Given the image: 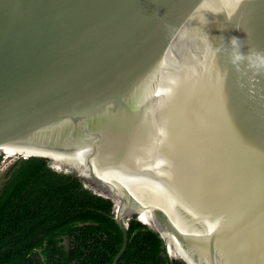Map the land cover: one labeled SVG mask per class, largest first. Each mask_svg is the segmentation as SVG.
I'll use <instances>...</instances> for the list:
<instances>
[{
    "label": "water",
    "instance_id": "95a60500",
    "mask_svg": "<svg viewBox=\"0 0 264 264\" xmlns=\"http://www.w3.org/2000/svg\"><path fill=\"white\" fill-rule=\"evenodd\" d=\"M1 157L112 202L113 264L147 224L108 164L168 196L171 261L264 264V0H0Z\"/></svg>",
    "mask_w": 264,
    "mask_h": 264
},
{
    "label": "trees",
    "instance_id": "16d2710c",
    "mask_svg": "<svg viewBox=\"0 0 264 264\" xmlns=\"http://www.w3.org/2000/svg\"><path fill=\"white\" fill-rule=\"evenodd\" d=\"M54 169L58 172L47 159L30 158L13 160L6 171L0 188V264H113L123 233L112 202L85 189L65 169ZM128 236L118 264H182L171 261L159 233L135 217Z\"/></svg>",
    "mask_w": 264,
    "mask_h": 264
},
{
    "label": "bare ground",
    "instance_id": "6f19581e",
    "mask_svg": "<svg viewBox=\"0 0 264 264\" xmlns=\"http://www.w3.org/2000/svg\"><path fill=\"white\" fill-rule=\"evenodd\" d=\"M62 160L60 163H72L70 159L66 157H61ZM142 166V164H140ZM55 167L59 170L65 169L68 171L69 169L67 166H62L61 164H56ZM126 168L125 170L127 172H123V176H120V173L118 172L119 168H116L115 166H112V164H108L106 167V172L103 174V176L110 181L118 182L123 181L126 185V201H127V210L129 212L138 211L139 212V218L145 222L147 225H150L151 227H157V225L151 220V217L153 216V213H159L162 215L166 220L169 221L170 225L174 228V220L171 218V216L168 214V196L165 194H162L160 192H155L149 196L146 195L145 189L149 182H151L154 177L147 178V176H139V177H133L132 174H134L135 170L134 167L130 166L129 168L123 166ZM122 168V167H121ZM120 168V169H121ZM96 171V170H94ZM99 171L97 170L96 173ZM162 175V173H159ZM122 175V174H121ZM169 185V184H168ZM170 186V185H169ZM174 189V188H173ZM205 233H203V236ZM204 245V244H203ZM168 246L170 252L173 250L172 248V240L168 241ZM204 248H207V246H203ZM171 255L173 258L174 255L171 252Z\"/></svg>",
    "mask_w": 264,
    "mask_h": 264
},
{
    "label": "rangeland",
    "instance_id": "374dc122",
    "mask_svg": "<svg viewBox=\"0 0 264 264\" xmlns=\"http://www.w3.org/2000/svg\"><path fill=\"white\" fill-rule=\"evenodd\" d=\"M13 158H3L1 160V163H0V188L2 186V182L4 180V176H5V173L6 171L8 170V168L10 167V165L13 163ZM136 218H137V215H136Z\"/></svg>",
    "mask_w": 264,
    "mask_h": 264
}]
</instances>
